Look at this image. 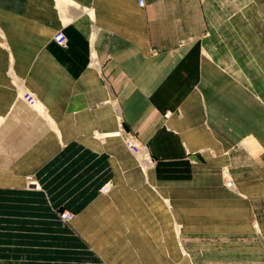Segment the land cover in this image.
<instances>
[{"label": "crops", "instance_id": "1", "mask_svg": "<svg viewBox=\"0 0 264 264\" xmlns=\"http://www.w3.org/2000/svg\"><path fill=\"white\" fill-rule=\"evenodd\" d=\"M140 1L0 0V264H264V91L224 70L264 68V0ZM119 119L148 180L121 140L93 136ZM247 136L262 155L237 147Z\"/></svg>", "mask_w": 264, "mask_h": 264}, {"label": "bare ground", "instance_id": "2", "mask_svg": "<svg viewBox=\"0 0 264 264\" xmlns=\"http://www.w3.org/2000/svg\"><path fill=\"white\" fill-rule=\"evenodd\" d=\"M229 8V7H228ZM69 17V16H68ZM71 21L70 17L66 18L63 22L64 24H67ZM91 31V29H90ZM63 32V31H62ZM95 32V30H94ZM64 33V32H63ZM91 34V33H90ZM98 34V33H97ZM96 34V35H97ZM5 34L2 30H0V38L2 41H4ZM68 39V38H67ZM92 38H90L91 40ZM69 41V40H68ZM1 42V41H0ZM94 42V40H93ZM53 43V42H52ZM68 44V43H67ZM67 47V46H66ZM71 52V51H70ZM72 53V52H71ZM10 55V62L13 63V55L9 53ZM93 57H96L95 54H93ZM210 58V57H209ZM211 59V58H210ZM224 66L225 71L229 73L231 76L237 77L242 83L245 88L250 91L251 93H254L256 96L257 94L263 93L264 91V68H261L260 66L253 67L249 62L247 64H236L234 63L233 57L227 58L224 60ZM18 72V71H17ZM9 76H12V87L14 88L17 100L22 101L23 103L27 104L26 106L30 108L31 110L35 111L40 117L44 118L45 120L49 121L51 118L47 115V109L46 106L43 104L42 100L38 98L32 91H30L23 82L20 81L18 78L15 70L13 68L9 69ZM230 76V77H231ZM256 78H262L261 80ZM11 80V79H10ZM256 81H260V83L257 85L255 84ZM242 86V87H243ZM56 91V90H55ZM6 98V97H5ZM264 103V101H262ZM112 106V108L117 111L118 104L116 101L108 102ZM50 105V104H49ZM169 116L171 113L168 114ZM167 115V116H168ZM83 118V117H82ZM85 119V118H84ZM118 119V117H117ZM85 121V120H83ZM4 122V118H1L0 123ZM118 128L116 130H113L112 132H96L93 136H95L97 139L102 140L103 142L110 139L115 140H121L125 148L138 160L139 164L141 165V168L143 170V173L145 175L146 180H148V172L152 168H154L155 165L151 163V157L149 155V152L146 148H143L140 146L139 143H133L132 142V135H130L126 130L124 129L122 125L121 119L118 121ZM84 123V122H83ZM82 123V124H83ZM216 133V132H215ZM232 135V134H230ZM246 136V135H245ZM255 136V135H254ZM254 136H247L245 138H242L240 141V146L237 145V147H240L241 150H244L246 152V155H249L250 157H257L262 155L263 149L261 147V144ZM8 138V137H7ZM95 138V139H96ZM227 140V139H226ZM220 141V140H219ZM106 143V142H105ZM104 144V143H103ZM121 145V144H120ZM227 151V150H226ZM214 152V151H213ZM233 150H230V153L232 154ZM224 154V153H223ZM131 155V156H132ZM218 155V154H217ZM117 163V162H116ZM116 165V164H115ZM119 165V164H118ZM116 166H114L115 168ZM119 167V166H118ZM116 167V168H118ZM119 170V169H118ZM140 170V169H139ZM141 172V171H140ZM113 175V174H112ZM108 178V177H107ZM227 179L224 183L227 187L230 188L232 191L237 192V186L236 182L231 174V171L229 168H224V177L223 181ZM148 184V183H147ZM147 186V185H146ZM106 187V186H105ZM104 187V188H105ZM26 188L28 190H40V184L34 180L31 176H28L26 178ZM104 188H102V193L106 194L104 192ZM113 188V187H112ZM147 188V187H146ZM42 190V189H41ZM148 190V189H147ZM107 195V194H106ZM161 199V198H160ZM164 204L170 205L169 201L167 199H162ZM121 203V202H120ZM171 207V206H170ZM152 211V210H151ZM256 226V225H255ZM259 229V227L255 228ZM178 230V236L180 235V228L177 227ZM48 232V231H47ZM259 233V231H258ZM166 235V234H165ZM172 235V234H171ZM243 245V244H241ZM183 248V247H182ZM209 248V247H208ZM248 249V248H247ZM179 250V249H178ZM189 250V249H188ZM180 252V251H179ZM187 253V252H186ZM207 253V252H206ZM250 253V252H249ZM184 255V254H183ZM109 264V263H108Z\"/></svg>", "mask_w": 264, "mask_h": 264}, {"label": "built area", "instance_id": "3", "mask_svg": "<svg viewBox=\"0 0 264 264\" xmlns=\"http://www.w3.org/2000/svg\"><path fill=\"white\" fill-rule=\"evenodd\" d=\"M143 4H144V2H143V0H141L140 5H143ZM54 41L60 47H66L67 43H68L67 36L63 32H58L54 38ZM133 139H134V137H133ZM104 190L107 191V188L105 187ZM59 218L65 223H70L74 220L75 216H74V214H72L68 211H63L59 214Z\"/></svg>", "mask_w": 264, "mask_h": 264}, {"label": "rangeland", "instance_id": "4", "mask_svg": "<svg viewBox=\"0 0 264 264\" xmlns=\"http://www.w3.org/2000/svg\"><path fill=\"white\" fill-rule=\"evenodd\" d=\"M60 32H62V31H60ZM55 38V37H54ZM171 116V115H170ZM131 135V134H130ZM133 135H132V142L133 143H138V141H137V139L134 137V139H133ZM145 147V146H144ZM153 160V158L151 157V163L154 161H152ZM153 165H154V163H152ZM227 179H225L224 180V182L226 181ZM224 185H225V183H224ZM225 187L228 189V190H230V188L229 187H227L226 185H225ZM106 188H107V191L106 190H104V192L106 193V194H108L109 193V191H110V189H111V186H106ZM61 212H63V211H60L58 214H60ZM74 216H75V214H74ZM254 227L255 228H257V225L255 226V224H254ZM256 231H259V229H256Z\"/></svg>", "mask_w": 264, "mask_h": 264}]
</instances>
